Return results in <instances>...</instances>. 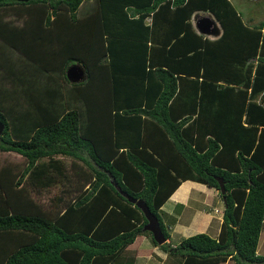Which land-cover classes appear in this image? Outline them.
Wrapping results in <instances>:
<instances>
[{
  "label": "trees",
  "instance_id": "1",
  "mask_svg": "<svg viewBox=\"0 0 264 264\" xmlns=\"http://www.w3.org/2000/svg\"><path fill=\"white\" fill-rule=\"evenodd\" d=\"M83 1L0 0V41L23 64L19 70L0 51V151L25 160L12 187L26 175L37 188L54 174L66 180L57 156L81 164L78 193L55 219L32 200L23 208L0 201V264H110L142 233L174 264H264L256 253L264 223V102L254 100L264 90V23L246 26L230 0H94L79 17ZM198 10L220 24L217 39L192 30ZM9 11L35 14L17 27L2 22ZM25 27L56 53L49 47L45 58H31ZM69 62L84 69V80L67 82ZM56 68L65 90L80 95L71 108L59 110ZM9 90H21L23 105L6 103ZM187 179L224 196L221 221L216 237L200 232L171 246L157 209ZM128 198L144 201L165 242L142 230L146 220ZM13 231L33 241L15 247Z\"/></svg>",
  "mask_w": 264,
  "mask_h": 264
},
{
  "label": "crops",
  "instance_id": "2",
  "mask_svg": "<svg viewBox=\"0 0 264 264\" xmlns=\"http://www.w3.org/2000/svg\"><path fill=\"white\" fill-rule=\"evenodd\" d=\"M230 2L237 8L242 16V22L246 26L253 27L264 23V0H230ZM201 17H207L214 22L217 27V32L215 34H212V32L209 35L197 33L193 22ZM190 23L192 30L196 34L207 37L210 40L217 39L222 31L218 21L212 13L207 10L194 11L190 16ZM212 25L210 31H212ZM218 82L221 83V81ZM254 100L259 102L261 100L264 102V90H261ZM86 187L87 185H84L83 189ZM61 201V199L57 197L53 198L52 196L50 203L48 202V204L53 206L52 208L54 210L46 213L41 209V204L39 202L34 200L30 202L31 204L33 203L37 207V211L42 213L45 217L55 219L66 206L62 207L60 205ZM222 209L223 203L221 198L218 197L215 188L187 179L181 181L177 188L159 206L157 214L164 227V231L166 229L168 236L174 238L171 241L169 240V237L166 239V242H169L172 246L176 244L180 238L195 233L203 232L210 237H216L221 221ZM214 223H217L215 233L208 234V231H212V224ZM11 235V242L15 247L27 245L33 241V237L26 232L20 233L13 231L11 232ZM257 254H264V252ZM167 258L168 256L165 253V250L159 246L153 245L149 236L146 233H142L137 235L130 244L119 251L110 264H165ZM68 263L78 264L77 258Z\"/></svg>",
  "mask_w": 264,
  "mask_h": 264
},
{
  "label": "rangeland",
  "instance_id": "3",
  "mask_svg": "<svg viewBox=\"0 0 264 264\" xmlns=\"http://www.w3.org/2000/svg\"><path fill=\"white\" fill-rule=\"evenodd\" d=\"M107 1L109 2V0H107ZM242 1H244V0H242ZM94 2H95L94 0H85V1H83L79 5V7L77 9V12H76L77 16L80 17V16L85 15L88 12H90V10L95 6ZM124 10H125L126 13L130 12V9L126 10L124 8ZM236 11L239 12L237 10V8H236ZM34 14H35V12L32 11L30 13V15L23 16L22 14H18L17 15L16 12L9 11V15L2 16V22H6L7 24L8 23L18 24V25H15V26L19 27V26L22 25L23 21H21V20L23 18L27 21L29 19V16L31 18H33ZM240 18H242L241 14H240ZM42 28H43V31H45V26L42 25ZM27 29H30L29 34L32 35L30 37V39H29L30 40L29 41L30 44L28 46V50L30 52V57L32 56L34 58H39V59L45 58L47 56V51L46 50H48L49 47H50L49 50L53 49V50H51L53 52H51V51H49V52L54 53V54L56 53V52H54V50L57 47L53 46L51 43H50L51 45L48 44L47 41H46V44H44L43 41H41V39L38 36V30H37V35L35 37L34 36L35 35L34 34V30H32L31 27H28V28L25 27V30H27ZM205 38H207V37H205ZM36 41H39V42H36ZM0 51H2L3 54H5L6 56L10 57L11 60H9V61H12L15 58L16 52L13 51L12 47L4 45L3 43H1V41H0ZM31 58H29L30 65H31L30 68L33 69V71H38L40 68L38 67V65H36V63ZM17 59L18 60L14 59V61H15L14 63L16 64V67L17 68H19L21 66L23 67V64L20 63L21 62V58H17ZM192 59H193V57H192ZM57 60L58 59H55V61H57ZM189 62L194 63L195 60H190ZM228 63H229V61L227 60V55H226V65H224V67L227 68V71L230 69V65H228ZM70 64H75V63L69 62V65ZM34 65H36V67ZM194 65L196 66L195 63L193 64V67H194ZM221 66L223 67V63H222ZM66 67L63 70L64 76H65ZM222 67H220V59H219L218 60V71H221ZM19 70H20V68H19ZM59 72L60 71H59L58 68L54 69V72H53L54 76H52V77L55 78V80L61 81V77L62 76L60 77L61 73H59ZM39 77H42V79H43L45 76L43 75V76H39ZM65 78H66V76H65ZM69 84H73V83H69ZM60 86H61L62 89L59 88V90H60L59 92H62V93H61V97H60L61 100H60V102L58 104L59 110L62 109V108L63 109L71 108L73 105H75V103L79 102L76 99V97H79L80 95H74V93L72 91L65 90L66 89V85H64L63 81L60 82ZM10 87H11L12 90L16 89V86H13V87L10 86ZM100 91H101V89L95 94L96 98H99V96L101 95ZM10 92H12V93H10L9 95L12 94V96L9 97V102L6 101V103L7 104L8 103L15 104L16 102H19L20 104L18 103L17 104L18 106L19 105H23V103H24L23 99L26 100V98L22 95L21 90L20 91L18 90L17 92H15V91H10ZM71 94L74 95L73 99L70 96ZM19 110H21V107H19ZM20 112L18 111V117L22 115V113H20ZM34 112H35V110H34ZM60 112L57 111L58 114ZM30 114H31V112H30ZM30 114L29 113L26 114L27 118H29ZM16 115H17V113L15 112V116ZM57 158L61 159V161L63 163V167H65L64 168V172L66 173V180H63L62 178H61V180H59L58 177L56 176V174H54V177H55L54 181L49 179L50 182H46V183L44 182L45 184L44 185L42 184V186L38 187V190H37V187H33V185L31 186V184L34 183L33 180H35V179H32V177H29V176L26 175V176L22 177L23 178V182H22V184L20 186L12 187L13 186L12 182H16V180H17V178H18V176H19V174L21 172V169L25 166V160H24V158H22L17 153H14V152H11V151H9V152L0 151V181H1L0 198L1 197L4 198L3 201L0 200L1 203L3 202V203H6V204H9V205H12L15 208H23V207L28 205L30 200H34V201H37V202H39L41 204V209L46 213V212H51V211L54 210L52 208L53 206L48 204V202L50 203V199H51L52 196H53V198L57 197V195H59L61 197L62 201H61L60 205L62 207H64L70 201H72V199L78 193L77 192L78 190H76V187L78 186V184H77L78 180L75 177L74 172L77 171V169L80 168L81 164H80L79 161H76L75 159L72 160L70 157L69 158H67V157L65 158V157L57 156ZM72 162L75 163V168L72 167ZM9 178H10V180H9ZM79 180H80V178H79ZM9 181H11V186L10 187H12V189H9L10 188L9 187ZM84 185H87V183L86 182L82 183V186H84ZM66 189H68V190H66ZM11 190H12V192H11ZM28 196H30V198L27 200ZM216 224L217 223L212 224L213 225L212 226V231H208V234H214L215 233V229H216V226H217ZM168 237H169L170 241L174 239L173 237H170V236H168ZM263 252H264V225L262 227V230H261V233H260V237H259V242H258V245H257V248H256V253H263ZM176 258H179V257H176ZM174 262H175L174 258L170 257V256H168V258L165 260V264H174Z\"/></svg>",
  "mask_w": 264,
  "mask_h": 264
},
{
  "label": "water",
  "instance_id": "4",
  "mask_svg": "<svg viewBox=\"0 0 264 264\" xmlns=\"http://www.w3.org/2000/svg\"><path fill=\"white\" fill-rule=\"evenodd\" d=\"M213 24V25H212ZM194 28L196 29L197 33L203 35H209L211 32L215 34L217 32V27L215 26L214 22H212L207 17L198 18L193 22ZM211 25L212 31L211 30ZM65 76L69 83H77L85 79V71L84 69L78 64H70L66 67ZM2 126L0 125V130ZM218 183V190L221 195H224V188L221 178H217ZM128 200L133 203L142 213L144 219L146 220L145 224L142 226V230L150 232L153 240L156 244H161L165 241V237L162 234L157 218L155 215L148 209L144 201L141 199L135 198H128ZM225 198L222 196V202L224 203Z\"/></svg>",
  "mask_w": 264,
  "mask_h": 264
}]
</instances>
